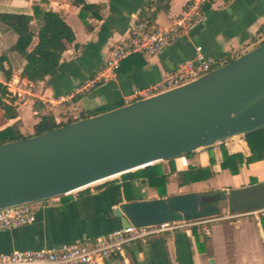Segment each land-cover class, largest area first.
<instances>
[{"label": "crops", "instance_id": "1", "mask_svg": "<svg viewBox=\"0 0 264 264\" xmlns=\"http://www.w3.org/2000/svg\"><path fill=\"white\" fill-rule=\"evenodd\" d=\"M84 1L103 6L102 20H89L93 25L90 31L79 17L80 9L71 0H0V13L33 15L34 6L40 4L46 10L61 14L75 34V41L67 45L56 75L33 84L20 77L24 60L10 52L16 42V34L6 32L0 24V55L9 56V63L5 66L12 75L7 85L16 97L14 105L19 112V116L8 121L7 126L25 136H33L40 121L33 114L38 101L53 111L55 123L57 120L76 121V117L80 120L97 109L112 110L126 105L125 99H132L136 91L145 90L158 82L165 71L175 70L180 63L192 58L196 46L203 47L209 61L223 65L228 59L237 58L256 47L261 41L259 31L264 28V0H213L210 10L197 20L192 32L162 52L124 61L115 80L100 85L88 94L77 95L62 106L44 104V101L73 92L104 65L112 47L137 21L140 6L146 0ZM189 1L171 0L169 10L157 14L156 27L168 26L172 20L179 18ZM31 24L35 27L37 21L33 20ZM255 39L258 42H254ZM36 43L35 39L30 49ZM140 62L144 64L134 65ZM224 152L242 155L245 160L251 156L244 137V142L235 138L227 145L200 149L191 156L162 162L169 177L166 197L228 191L264 183V159L244 162L238 174L233 175L221 167ZM191 167H209L214 176L207 181L180 186L179 173ZM123 184L119 177L113 182L98 183L93 189L64 197L60 204L51 200L37 202L33 224L10 231L0 230V254L42 250L103 237L122 228L121 219L113 215L115 209L131 202L160 199L156 189L139 180L131 182L130 192L124 191ZM259 210L261 208L235 213L242 215L199 226L196 230L184 228L132 243L124 255L112 258L107 264H210L211 260L213 264H264V211ZM205 228L210 230L208 235L204 232Z\"/></svg>", "mask_w": 264, "mask_h": 264}, {"label": "water", "instance_id": "2", "mask_svg": "<svg viewBox=\"0 0 264 264\" xmlns=\"http://www.w3.org/2000/svg\"><path fill=\"white\" fill-rule=\"evenodd\" d=\"M261 129L264 42L180 87L0 144V210L73 193ZM222 200L232 213L264 207V183L131 202L113 215L122 228L202 219L218 216Z\"/></svg>", "mask_w": 264, "mask_h": 264}, {"label": "built area", "instance_id": "3", "mask_svg": "<svg viewBox=\"0 0 264 264\" xmlns=\"http://www.w3.org/2000/svg\"><path fill=\"white\" fill-rule=\"evenodd\" d=\"M207 2L209 0H190L185 11L179 18L172 20L168 26L158 27L155 31H148L144 24L136 21L129 27L123 39L112 47L110 55L104 65L91 78H87L73 92L48 102L44 101V104L49 103L53 107L62 106L77 95L88 94L100 85L115 80L122 62L127 58L133 55L151 57L162 52L174 42L192 32L197 20L203 16L202 6ZM261 37L263 40L264 36ZM219 66V64L211 62L206 58L202 46H196L192 58L180 63L175 70L165 71L158 82L145 90L136 91L132 99L127 98L125 102L129 104L133 100L137 101L152 97L180 87L198 79ZM4 84L8 87L7 82H4ZM20 96L23 98V95L20 94ZM33 114L39 117L38 110H34ZM75 120H77V117ZM60 123V121H56V124L59 125ZM244 137L240 136L236 138L240 142H244ZM232 140L224 144L227 145ZM105 182L107 181L101 183ZM96 185L98 183L82 188L76 192L93 189ZM73 193L55 196L48 200H51L54 204H60L62 198ZM35 204L29 203L1 209L0 230L10 231L33 224L36 221ZM259 211L263 212L264 208L261 207ZM241 215L228 211L222 217L166 221L142 227L131 225L129 228H120L95 239L56 245L42 250L14 251L0 254V264H107L112 258L124 255L126 249L132 243L144 242L151 237L175 232L184 228L207 226L219 220L236 219ZM204 232L208 235L210 233L209 228H205Z\"/></svg>", "mask_w": 264, "mask_h": 264}, {"label": "trees", "instance_id": "4", "mask_svg": "<svg viewBox=\"0 0 264 264\" xmlns=\"http://www.w3.org/2000/svg\"><path fill=\"white\" fill-rule=\"evenodd\" d=\"M43 1L45 2L46 0ZM71 1L73 5L80 9L79 17L89 31L93 29V25L89 20H102V5L88 4L84 0ZM170 1L171 0L144 1L140 6L137 22L144 24L148 31H155L157 29L155 25L157 14L168 11ZM224 1L230 2L232 0ZM212 2L213 0H209V2L202 6V13H206L210 10ZM33 11V15L23 13H0V24L4 27L6 32H13L17 36L16 42L10 48V52L15 53L24 60L20 77L30 83L38 84L39 82L44 81L47 77L56 75L63 54L67 50V45L72 44L75 41V34L72 28L65 22L61 14L52 10H46L40 4L35 5ZM33 20L37 21L35 27L31 24ZM259 35L260 39L262 38L261 36H264V28L259 31ZM35 39L37 40V43L32 49H30L31 44ZM254 42H258V39H255ZM263 42L264 39H261L257 45ZM136 56L139 55H133L126 60L132 59ZM233 59H228L227 62H230ZM6 63H9L8 54H1L0 144L31 137L21 134L11 126H7V122L16 119L19 116V112L18 108L14 105L16 97L12 95L8 87L4 84V82L10 80L12 75L5 66ZM142 64H144V62L136 63L134 65L141 66ZM1 79L4 82L1 81ZM35 108L38 110L40 121L36 125L34 135L52 131L57 127L74 122V120L62 121L58 125L55 123L53 111L49 107L42 105L38 101L35 103ZM107 111L109 110L97 109L86 116H82L81 119L99 115ZM245 139L250 147L251 156L245 160L242 155H229L224 152V160L221 164L223 170H229L231 174L236 175L239 172V167L244 162L253 163L264 159V129L246 135ZM170 162H173V160H170ZM172 170H174V168H172ZM213 176L214 172L209 167H191L188 171L179 173L178 181L180 186H185L191 183L207 181ZM168 178L166 169L161 163L121 176V179L124 181L123 187L125 192L131 191V182L139 180L143 184L156 189L160 199L168 198L166 197ZM114 180L116 179L107 182H113ZM192 228L194 230L198 229V227Z\"/></svg>", "mask_w": 264, "mask_h": 264}, {"label": "rangeland", "instance_id": "5", "mask_svg": "<svg viewBox=\"0 0 264 264\" xmlns=\"http://www.w3.org/2000/svg\"><path fill=\"white\" fill-rule=\"evenodd\" d=\"M12 34H14L13 32H10ZM215 69V68H214ZM219 206V209H220V214L218 216H224L226 215V213L229 211V203L227 200H222V201H219L218 204ZM166 210H161L160 213H165Z\"/></svg>", "mask_w": 264, "mask_h": 264}, {"label": "bare ground", "instance_id": "6", "mask_svg": "<svg viewBox=\"0 0 264 264\" xmlns=\"http://www.w3.org/2000/svg\"><path fill=\"white\" fill-rule=\"evenodd\" d=\"M115 177H112V178H110V179H114ZM106 180H108V179H106ZM106 180H103V181H101V182H104V181H106ZM101 182H98V183H101ZM97 184V183H96Z\"/></svg>", "mask_w": 264, "mask_h": 264}, {"label": "flooded vegetation", "instance_id": "7", "mask_svg": "<svg viewBox=\"0 0 264 264\" xmlns=\"http://www.w3.org/2000/svg\"><path fill=\"white\" fill-rule=\"evenodd\" d=\"M209 193V192H208Z\"/></svg>", "mask_w": 264, "mask_h": 264}]
</instances>
